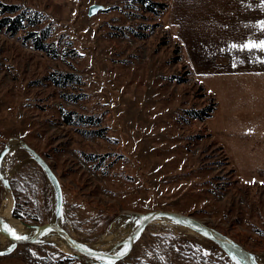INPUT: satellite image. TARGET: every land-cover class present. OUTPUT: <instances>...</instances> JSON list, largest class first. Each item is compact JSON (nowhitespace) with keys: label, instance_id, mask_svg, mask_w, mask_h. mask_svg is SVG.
Listing matches in <instances>:
<instances>
[{"label":"rangeland","instance_id":"374dc122","mask_svg":"<svg viewBox=\"0 0 264 264\" xmlns=\"http://www.w3.org/2000/svg\"><path fill=\"white\" fill-rule=\"evenodd\" d=\"M0 3L25 21L15 33L0 28V206L7 190L14 197L7 226L28 234L55 222L101 248L114 223L166 210L264 261L263 73L190 58L168 25L181 0L170 11L169 0ZM92 5L103 10L90 17ZM6 17L15 14L0 7ZM155 221L111 264H237L206 237ZM43 241L15 245L0 234V264H109Z\"/></svg>","mask_w":264,"mask_h":264},{"label":"crops","instance_id":"0c3cea01","mask_svg":"<svg viewBox=\"0 0 264 264\" xmlns=\"http://www.w3.org/2000/svg\"><path fill=\"white\" fill-rule=\"evenodd\" d=\"M183 12L179 9L170 19L169 27L179 31L190 58L197 57L200 62L216 67V62L230 67L231 72L242 71L246 74H264V51L248 48L240 49L233 45L264 39V29L259 26L264 21V0H181ZM169 0V11L171 10ZM176 14V16H175ZM172 15V14H171ZM169 21V20H168ZM183 24V26H182ZM182 29V30H181ZM215 36V42L210 37ZM209 44V46H208ZM213 44V45H211ZM246 51L260 61L248 64L238 62L237 55ZM248 50V51H247ZM211 52L218 60L205 61ZM195 55V57H194ZM203 56L204 62L199 59ZM192 58V59H193ZM257 60V59H256ZM193 67L198 66L191 60Z\"/></svg>","mask_w":264,"mask_h":264},{"label":"water","instance_id":"95a60500","mask_svg":"<svg viewBox=\"0 0 264 264\" xmlns=\"http://www.w3.org/2000/svg\"><path fill=\"white\" fill-rule=\"evenodd\" d=\"M101 9L103 10L102 6L100 5H92L89 8L88 15L90 17L94 16L96 15V13L101 11ZM4 157H5V150L2 153H0V169ZM161 219L171 220L183 227L191 229L192 231L198 233L204 238L206 237V239L215 243L219 247V249H221L224 253L232 257H235V259L240 261L242 264H256L252 260V255L247 250H245L239 243L235 242L231 238L218 232L216 229L212 228L211 226L201 221H198L190 216H187L185 214L166 211V210H156L140 215L137 227L134 229V231L128 238L129 239L128 248L122 255L105 253V252L96 253L95 251H89L87 249H83L74 241L71 235L64 228H62L59 224L55 222H47L37 226L35 233L32 236H29L27 239H16L11 234H9L7 230H5V226L0 217V233L5 237H7V239H9L15 245H28V243L29 244L36 243L37 239L45 229H51L55 231L57 234H59L66 241V243L70 244L71 247L76 251L84 255H87L88 257L99 258L105 262L116 263L125 260L132 254L139 234L150 223H152L155 220H161Z\"/></svg>","mask_w":264,"mask_h":264},{"label":"bare ground","instance_id":"6f19581e","mask_svg":"<svg viewBox=\"0 0 264 264\" xmlns=\"http://www.w3.org/2000/svg\"><path fill=\"white\" fill-rule=\"evenodd\" d=\"M6 159V158H5ZM5 159L3 161H5ZM2 161V162H3ZM4 164V162H3ZM4 169V168H3ZM14 197H13V194L10 190H7V192H5L4 194V199H3V204L2 206H0V217H1V220L4 224V226L6 225L5 222H7L11 215H12V211H13V206H14ZM127 218V216L125 217ZM164 221H167V223H171V224H174V225H178L180 227H183L171 220H168V219H161ZM156 222V221H155ZM138 224V220H134L132 221L129 225L127 226H119L117 225L116 223H114V225L112 226L111 228V231L109 232V234L107 235V240H106V243L102 245L101 248H95L94 246L92 245H83V244H80L78 243L77 241H75L76 239H74L72 236V238L74 239V241L79 245L81 246L83 249H87L89 251H95L96 253L97 252H105V253H113L117 244L119 243V241L121 240L122 237H124V235L127 233V231L131 230L132 228H134L135 226H137ZM25 225V224H24ZM31 227V226H30ZM115 227V229H114ZM183 228H186V227H183ZM32 231L29 232L28 234L27 233H22V234H18V235H25L26 237H29V236H32L35 231H36V227H32L31 228ZM188 229V228H187ZM6 230V229H5ZM190 230L191 232L195 233V234H198L194 231H192L191 229H188ZM8 232V231H7ZM9 233V232H8ZM69 233V232H68ZM1 234V233H0ZM11 234V233H9ZM132 234V233H131ZM2 235V234H1ZM12 235V234H11ZM199 235V234H198ZM4 236V235H2ZM13 236V235H12ZM200 236V235H199ZM5 237V236H4ZM14 237V236H13ZM106 237V236H105ZM130 237V236H129ZM128 237V238H129ZM7 238V237H6ZM15 238V237H14ZM126 240L125 242V249L122 253H124L127 248H128V239ZM47 239L50 241V242H54L56 245H58L60 248H62L64 251H67L69 254H71L72 256L74 257H79L81 259H84L88 262H93V263H99L100 261H103L102 259H99V258H92V257H88L87 255H84L78 251H76L75 249H73L71 247L70 244L66 243V241L59 235L57 234L55 231L51 230V229H45L41 235L39 236V238L37 239V243H40L42 242V240H44L43 242H46ZM9 240V239H8ZM10 241V240H9ZM11 242V241H10ZM40 244H44V243H40ZM113 254H118V253H113ZM252 260L256 263V264H262L264 261L263 259L260 257L259 258H255L252 256ZM242 264V263H241Z\"/></svg>","mask_w":264,"mask_h":264},{"label":"trees","instance_id":"16d2710c","mask_svg":"<svg viewBox=\"0 0 264 264\" xmlns=\"http://www.w3.org/2000/svg\"><path fill=\"white\" fill-rule=\"evenodd\" d=\"M0 7H1L3 12L9 13V14H15L14 18H11V17L3 18L0 21V28L7 27L10 32L15 33L18 29L23 27L22 24L25 22L24 21V14L23 13L22 14L15 13L17 10V7L3 5L2 3H0ZM29 20L32 21V19H29ZM37 48L43 49L41 44Z\"/></svg>","mask_w":264,"mask_h":264},{"label":"snow or ice","instance_id":"6c2138e0","mask_svg":"<svg viewBox=\"0 0 264 264\" xmlns=\"http://www.w3.org/2000/svg\"><path fill=\"white\" fill-rule=\"evenodd\" d=\"M259 26L261 29H264V21H260L259 22ZM233 47H238L240 49H244V48H248L249 50L251 49H260L262 51H264V39L261 40H253V41H248L245 44H241V45H233ZM5 229L11 233L16 239H27L28 237L26 236H21L18 235L14 229H12L11 227L5 225ZM123 253H118L117 255H122ZM235 259V257H234ZM109 264H111V262H109ZM237 264H241L240 261H237Z\"/></svg>","mask_w":264,"mask_h":264}]
</instances>
